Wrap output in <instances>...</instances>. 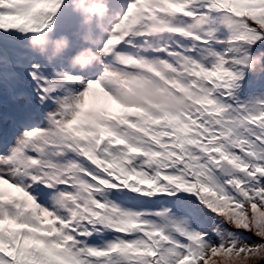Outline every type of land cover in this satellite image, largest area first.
<instances>
[{
  "label": "rangeland",
  "instance_id": "obj_1",
  "mask_svg": "<svg viewBox=\"0 0 264 264\" xmlns=\"http://www.w3.org/2000/svg\"><path fill=\"white\" fill-rule=\"evenodd\" d=\"M46 1L48 3L49 1L54 0H32L33 7L27 0H0V31H2L4 35H12L18 38V41H11L8 43L10 53L2 59L3 61L0 62V67H2V72L9 71V73H13L12 76L16 78L26 76V80L21 84L25 90L23 98H27L28 100V102L22 103L23 109L21 108V111L23 110L24 113L30 114L35 106L41 107L50 105L54 100L52 106L47 110V117L49 118L46 121V125L43 126L41 123H32L30 125L31 130L35 131L34 135L36 134L37 138L40 139L39 142L34 137H32L31 141H29L30 137L24 140L22 139L29 133L27 127L26 129H22L19 141L10 143L11 146L9 152L11 150L16 152L22 142H25L28 145L32 144L34 148L39 145L37 150H42H39V154H42L41 152H43L42 147L46 148L45 153L47 154L44 155V159L46 162L54 163V168L50 172L52 176L56 177L60 174V171H62L60 161H62L63 157L58 156L59 154L66 155L64 156L65 158L68 157L65 161L70 160L71 162H77L75 168H78L79 166L78 161L83 162L84 158H78L76 155L70 157L64 151H62L63 153H58L56 147H49L51 144H55L56 142L60 145L61 143L64 147L65 143L70 141V145L76 149L77 152L87 154L88 148L86 145H89L90 147H97L100 145L101 139L109 133L114 136V129L112 127L111 130H109V133L106 129L108 126L102 127L101 129L96 127L99 123V119L94 113V108H99L101 104L104 106H110L109 108H104V110L108 109V113L113 114L112 116L115 115L117 118L122 117L124 112L122 109L118 107L116 108V105H131L134 103L133 96L138 98L137 95L143 97L135 102V106L140 107L143 100H147L151 103V97L145 95V93L151 95L152 97H156V92L154 91L165 87L166 83H170L173 78V73L171 71H166L164 66H161V61L157 57H153L152 55H143V60L139 59L135 56L138 52L137 49L127 48L129 45H133L137 48L138 44L134 43L130 38H125L111 47L109 53L102 54L103 57L101 61L103 62V66L99 67L101 68L100 77L93 82L85 83V87H83L82 90L76 91L77 87L71 82L74 78L72 74L69 73V69L63 65H57L53 72L59 75L62 82L58 83L54 81V79H49V82H52L49 83L45 66L41 65V60L45 58V56H43L44 50L47 51L48 49L46 42L50 39V37L54 36L57 28H55L50 35H46L48 28L53 24L41 21L42 15L50 9ZM42 3L43 5L38 7L36 10L37 15L34 16L31 11L36 9L37 4ZM44 4H46L48 8ZM191 5L195 6L196 10L197 8L207 7L214 12V17L221 20L222 14H225V12H223L224 10L232 14L234 13L233 7H238V13L235 14L236 19L232 18V16L224 18L226 19L225 22L232 21L239 24L243 30L241 35H243L244 38L242 39V44L239 46L237 45V47L230 44V40L229 45L227 44L225 47H221V52L225 55L222 63L226 65V67L235 65L243 66L245 64H249L252 56L256 55L258 61L252 62V66L259 65L257 69L262 68L261 70L263 71L264 16H261L260 13H264V0H192ZM152 10L156 12L154 8H152ZM192 17L193 14L191 18L177 17L170 22V25L177 27L178 29L184 28L186 24H192V22L189 23V20H193ZM126 19L127 18H124L123 22H125ZM194 22L198 24L200 23L197 19H195ZM56 24L60 26L58 23ZM212 26L213 25L204 26L201 28V31H208L212 28ZM180 31L184 32L186 30L180 29ZM248 31L253 33L252 37H245L248 34ZM118 35L119 33H117V31L113 28L109 34V38L116 39ZM216 37L219 38V35H216ZM35 38L40 39L42 42H31ZM151 42L155 47L158 46V40L153 39ZM245 42H248L249 45ZM258 43H260V45H258ZM76 45H78V43H76ZM54 49L55 48L52 47V50ZM140 49L148 51L153 48L150 44V47L145 45L143 49ZM231 52L233 54H231ZM28 55H35V57H33L30 61H25ZM259 56L263 58H260ZM232 57H234L236 61H234ZM222 63H219L217 67H222ZM236 72L237 71L224 69L221 71L217 69L213 70L211 76L218 80L216 86L213 88V92H217L215 96L217 102L215 103L222 106H218L213 101L208 100L209 107H215L218 111L223 109L221 107H225L229 112H234L235 114L237 113L238 117L236 122L241 125L244 124V121L248 123L249 119L259 122V117H249L247 115L248 112H243L242 107L234 101L236 98H234V96L241 94L240 89L238 88L239 84L237 83L241 75L238 76L235 74ZM29 73H31L33 77L29 78ZM153 74H156L157 77ZM174 79L178 80V77H174ZM197 79L198 78H196V80ZM7 81L10 82L11 80L7 79ZM63 83H70L73 87V92L68 91V93L55 94V92L51 89V94L47 100V95L42 88H45L48 91L49 88L59 87ZM191 83L195 84L193 81H191ZM178 85L179 84H175L176 87ZM250 85L253 84L250 83ZM224 92L228 93V99H223L225 95ZM258 95L262 94L252 93L247 97V99H253L252 97L256 98ZM159 96V102L164 109V116L167 118L165 121H168L171 116L169 115L167 108L169 107L171 101L161 97V95ZM34 97H37V104L30 102V100ZM16 103L17 102L14 101L13 105L16 106ZM19 107V105H17V107H13L12 105L4 107L2 111L0 110V120H9L12 115V110L18 109ZM142 107L146 109L148 108L145 105H142ZM151 114L155 116V113L151 112ZM101 121L104 125L106 124L104 120ZM174 121L178 122L177 119ZM52 128L53 131L51 132ZM43 130H47L46 133H44ZM4 138V141H6V137ZM51 139H55L54 142ZM10 144L7 146L9 147ZM106 146H109V144H106ZM27 151L28 149L26 150L27 158L35 159L37 157L35 153L31 155ZM9 152L5 156L6 159ZM90 153L91 151L89 154ZM243 153L246 156L244 157L241 155L240 158L238 157L239 162L230 160L227 161L230 165L227 171L233 173V178L236 181H231L233 189L235 191L243 192L241 193L242 197L239 198V200L243 202H252V199L249 197L251 195H255L254 198L260 199V202L264 201V190H262L259 186L256 189H253V191L249 194L246 192L248 188L242 189L241 183L238 182L237 177H245L246 174H248L244 170L246 167L242 164H245V162H252L255 164L256 162V165H259V163H261V161L254 158L252 154L248 152ZM234 155L236 154L234 153ZM164 156L168 157L167 154ZM212 161L213 164L217 163L215 159H212ZM30 163L31 162L29 161L28 164ZM146 164L148 165L149 170H153H148L147 176L142 177V180L153 183L159 190H164L161 180L166 181L167 183L170 181L178 183L181 180L179 177L171 178V180H169L170 178H159L158 171L156 170L157 164L154 163V155L152 154L147 157ZM247 165L248 163L245 166ZM216 166L217 164L215 167ZM22 167L23 166L20 164L19 159H9L7 160V163L2 164L0 169V190H3L4 192L0 193L1 195L6 192L11 195L13 191L17 190L13 184L3 179L1 175L9 178L12 170L19 168L21 171ZM75 168L66 169L72 172V174L77 175L78 171ZM239 171L245 173H239ZM255 171L258 173L260 168H257ZM25 172L30 178L23 172H20L19 190L25 196L30 198L32 202H34L35 213H45V211H48V206H51V202L54 206H58L60 202L64 201L62 197H58L57 199L53 198L52 201H48L47 203L46 197L37 196V181L33 182L32 180L33 176H37V172L32 171L29 167H26ZM150 174H152V176L148 177ZM81 176L84 177V175ZM249 176L252 175L249 174L246 177ZM157 177L159 180L156 181ZM142 180H138L136 182L138 188L142 187ZM67 182L68 181L65 180L63 184L59 185V188L57 189L59 193H57L56 196L64 194V191L66 190L64 184ZM157 188H151L150 195L158 194ZM188 189H190L191 192H193L192 194H194V196L189 197V200H187L186 203L191 215L198 220L201 228L205 226L207 227H205V230L203 229L205 233L209 231L211 232V230L214 231V235L209 234L212 236L199 238L201 239L203 246L200 251L202 253L201 257L198 255L196 256V250L193 252L190 250V241L185 239L184 235L178 237L172 235V231H177L179 234L182 233L191 238H195V236H198L197 233L199 232L197 230V226L195 227V224H192V227L195 228L184 227V224L180 223V220L182 219L180 217L181 214L176 213L171 215L167 213V210L159 211V209H151L150 214L155 218L149 217V219L152 220L150 223L148 221L143 222V218L145 217L144 214L142 216L135 215V220L138 221L136 224L138 226L134 227L133 236H119L118 233L113 232L115 239L112 238V236H108L106 239H103L101 236V241L91 242V247L87 245L88 248H91L89 253L91 254L93 252L92 255L95 260L94 264H119V258L116 256L112 257L111 254L125 255L124 259H127V257L136 258L137 264H167L169 263V259L163 261L162 257H157L153 247L149 245L151 242L148 240V238L153 237L154 243L161 244L166 242L167 238L162 234V232L179 244V247H174L173 245H168L166 247L167 252L172 253L175 250L177 252L174 257L172 256L173 258H171L170 264H247L259 263L264 260V234H262V232L264 233V208L260 207V203L257 199H255L256 201H253V203L250 204L245 211H243L239 207L231 206L230 200H227L228 197H219L218 194H216L211 188H206L205 185L197 183V186H188L187 190ZM39 193L40 195H43L48 192L46 189L41 188ZM110 194L114 197L117 196L113 193ZM105 201L108 203L107 200ZM112 202H115L112 205L113 207H117L116 212H114L115 209L111 207H104L106 208L104 212L111 213L110 219L113 215L116 216L117 214H120L118 212V208L121 207L117 199L112 198ZM0 204L2 206L4 205L2 200H0ZM13 207L14 206H6V211H0V220H5L6 223L11 226L13 224L20 225V222L24 220L28 221L30 219L26 213H18ZM262 207H264V205H262ZM16 208L19 210L20 206L18 205ZM227 211H230V213ZM183 214H185V212H183ZM47 217L48 215H43L42 219ZM171 222H174L173 226H169ZM54 223V225H57L56 222ZM107 225L108 227L111 226L113 229H115L114 225L117 226L114 223V220L108 222ZM0 226H3L2 222H0ZM111 227L108 228L109 231H112L110 229ZM261 228H263L262 232ZM140 231H142L141 235L139 233ZM2 237L3 240L1 244L5 245V241L7 239L3 235ZM28 237L29 235L26 233L25 236L20 239L22 243L19 245V248L4 247L0 248V251H6L8 253H11L13 250L17 251V255L21 258L27 259L24 260L22 264H82L79 259L70 260V252L61 253L57 251L63 250L64 244L66 246L69 245L66 244L65 240L64 244L57 242L60 247H57V244H51L47 248H41L43 251L37 252V256L32 255L31 251L28 249L22 252L20 250V246L26 244V240H28L30 244L35 243L36 246V238L26 239ZM239 237L247 241H239ZM111 241L113 242L111 243ZM197 247H200V245ZM21 248L26 247L21 246ZM224 253L232 255L230 257L231 260H227ZM7 261L8 260L6 259L5 263ZM83 262L84 264H88L86 261Z\"/></svg>",
  "mask_w": 264,
  "mask_h": 264
},
{
  "label": "trees",
  "instance_id": "obj_2",
  "mask_svg": "<svg viewBox=\"0 0 264 264\" xmlns=\"http://www.w3.org/2000/svg\"><path fill=\"white\" fill-rule=\"evenodd\" d=\"M114 1L115 0H95L94 2L98 5H102L110 4ZM84 3H86L84 0L82 2H74L73 8H69L64 13L58 12L59 7L55 9L54 5L51 6L52 9L57 11L60 20L53 22L52 26L48 28L46 35H50L53 30L57 28L54 35H65L71 38L72 36L68 30L71 28V25H62V22L67 19L66 21L69 23L72 20L75 21L76 24L81 25L82 23L80 20L83 19L81 16L85 10ZM44 5L48 8L46 4ZM192 9L205 12L204 15L211 14L214 16V12L206 7L197 8L196 10L195 6H193ZM223 12H225V14H222V28L218 26L213 27L206 33L202 32L201 35L200 32L195 33L191 31L187 33V36L166 35L167 43L165 47H169L167 54L170 52L175 54H177V52L184 54L194 52L196 59L199 61L197 71L202 74L201 79H199L186 68H184L186 70L182 72L172 67L170 71L180 79H184L185 83L182 84V89H184L182 90L183 92L180 89L173 90L175 93L179 94V96H175V102L170 99L171 103L167 108L169 114L172 115L170 120L164 123L152 124L148 130L149 132L145 134L143 130L140 129L139 120L132 118L134 115L128 111H125L123 116L115 119L113 123L111 121L113 114L108 113V109L104 110L102 107L94 109V113L97 117H101L106 123L116 125L115 133L116 136L120 138L117 140L122 141L121 138H131V142L134 143L133 148L138 151H146L145 155H147V157L150 154L154 155V163L157 164L156 170L158 171L159 178H170L169 180H171V178L179 177L181 180L178 183H174L173 181L167 183L161 180L164 190H159L153 183L142 180V177L148 174L149 167L147 165L128 166V154L125 153L122 155L123 149H121V146L114 147V150L109 151L110 155H106L105 157H103L101 153L98 154L100 156V162H98L97 158L95 160V157H93L87 169L81 172L82 174H86L87 178H89V188L84 187L82 188L83 190H79L77 184L72 181H70V184H66L67 192H65V195H69L67 203L71 213L66 214V211L69 210L66 208L65 210H60L59 217H54L67 221V226L64 229L68 230V234L54 228L47 229L45 223H37V235L33 238H36V246L35 243H32L26 248L31 251L32 255L37 256V252L43 251L41 248H47L51 244H57V247H60L57 242L64 244L63 240L67 239L71 244L67 246L64 244L63 250L57 251L61 253L70 252V260L79 259L82 264H84L83 261L88 262V264H94L93 252L91 254L89 253L91 248H88L87 245L81 247L76 246L77 243L87 244L88 242L90 244L93 237L96 236V234H93L95 232H97V237L94 238L98 240H102L100 238L101 236L103 239H106L108 236H112V238L115 239L113 232L118 233L119 236H133L134 227L138 226L136 224L138 221L135 220V215L142 216L144 214L145 217L143 218V222L148 221L150 223L152 220L149 219V217H153L150 214V210L159 209V211L167 210V213L171 215L176 213L181 214L180 217L182 219L180 223H183L184 227L195 228L197 226L199 232L197 233L198 236H195V238H191L186 234H179L177 231H172V235L176 237L184 235V238L190 241V250L192 252L196 250V256L198 255L201 257L202 253L200 251L203 246L199 238L212 236L214 235V231L211 230V232L209 231L210 233H205L204 230L206 226L202 228L199 226L198 220L191 215L186 205L189 197L194 196V194H192L193 192H191L190 189L187 190V188L188 186H197V183L205 185L208 189L211 188L219 197H228L227 200H230L231 206L239 207L243 211H245L253 201H256L255 199L260 203V207L264 208L262 207L264 201L260 202V199L254 198L255 195L249 196L252 202H243L239 200L243 192L233 189L231 181H235V179L233 178V173L227 171L230 166L227 161L239 162L238 157L240 158L241 155L244 157L246 156L243 152L252 154L254 158L261 161V163L256 165V162L255 164L252 162H245V164L242 165L246 167L244 169L245 172L248 173L246 176L249 174L252 176L237 177V179L238 182L241 183L242 189L248 188L246 192L249 194L258 186L264 190V156H262L264 155V69L263 71L261 70L262 68L257 69L259 65L252 66V62L258 61L256 55L252 56L249 64L243 66L235 65L226 67V65L222 63L225 55L222 54L221 47H225L227 44L229 45V40L230 44L237 47V45L239 46L242 44L243 39L230 38L231 29L228 26V22H225L226 19L224 17L232 16V18L235 19L236 17L234 13L231 14L226 10ZM126 16L127 19L122 23L123 25L130 21V24H134L135 21H137V14L129 10L126 11ZM233 24H235V22H233ZM119 29L123 31V26H120ZM124 31L132 32L128 29ZM221 31V34L224 35L223 38H217L216 35L220 34ZM55 39L56 38H54V40ZM11 41H18V38L12 35H4L3 32L0 31V62L9 55L8 52L10 48L8 43ZM179 42H181L182 45ZM245 43L249 45L248 42ZM231 54L233 53L231 52ZM232 58L236 61L234 57ZM190 59L194 60V57L190 56ZM219 63H222V67H217ZM262 67L264 68V66ZM214 69L219 71L222 69L237 71L235 74L238 76L241 75L237 82L241 94L234 96V98L236 97L234 101L242 107L243 112H248L247 115L249 117H259V122L249 119L248 123L244 121V124L241 125L236 122L238 117L237 113L229 112L225 107H221L224 110L218 107L221 111H218L215 107H209L208 100L214 103L217 102L215 98L217 92H213V88L216 86L218 80L211 76ZM195 77L198 79L196 80ZM19 80H22V78L19 77ZM191 81L195 84H192ZM250 83L253 85H250ZM185 86L187 87L185 88ZM18 87L19 84L14 85V90L17 93ZM188 92L193 98H183V95ZM252 93H259L262 95H258L256 98L252 97L253 99H247ZM224 94L223 99H228V93L224 92ZM215 104L222 106L218 103ZM19 113L21 112L18 111L17 115ZM176 119L178 122L174 121ZM136 122L138 125L132 127ZM231 152H234L236 155ZM165 154H167L168 157H165ZM212 159L217 161L216 167ZM247 163L248 165L245 166ZM100 166L103 169H100ZM257 168H260L258 173L255 171ZM122 170H124L125 175L128 174L130 178H124L123 173H121ZM152 170L153 169L149 171ZM245 172L239 171V173ZM78 175L79 174H77V176ZM107 175L108 177L103 180ZM150 176H152V174L148 175V177ZM66 177L68 180L72 179L69 175H66ZM159 178L157 177L156 181L159 180ZM59 180L61 181L59 177L50 178L47 173L43 172V175L37 178V189L43 186L55 188L60 183ZM138 180L143 181L141 188H138L136 185ZM151 188H157L158 194L150 195ZM105 189H108L110 193L116 194L117 200L121 205V207L118 208L120 214L116 216L113 215L111 219V213L104 212V207H106L104 205L105 200L108 201V207L115 209L114 212L117 211V207H113L112 205L115 203L112 202V198L115 199L114 196L106 192ZM102 202H104V204ZM123 204H126V206ZM183 212H185V214H183ZM227 212L230 213V211ZM113 220L117 226L114 225L115 229L109 226L112 230L109 231L107 223ZM192 224H195V227H192ZM173 225L174 222H171L169 226ZM141 232L142 231L139 232L140 235L142 234ZM162 234L167 238L166 242L161 244L154 243L152 237L148 238L151 242L149 245L153 247L157 257H162L163 261L169 259V263L167 264H170L171 258H173L177 252L176 250L172 253L167 252L166 247L168 245L179 247V244L169 238L165 233L162 232ZM238 240L247 241L240 237ZM112 242L113 241H111V243ZM198 245H200V247H197ZM111 256L118 257L119 264H137L136 258L127 257V259H124L125 255L119 254H111ZM24 260L27 259L21 258L17 254H12L6 264H22ZM0 264H4V261L1 259Z\"/></svg>",
  "mask_w": 264,
  "mask_h": 264
},
{
  "label": "bare ground",
  "instance_id": "obj_3",
  "mask_svg": "<svg viewBox=\"0 0 264 264\" xmlns=\"http://www.w3.org/2000/svg\"><path fill=\"white\" fill-rule=\"evenodd\" d=\"M166 9L168 8L167 6L165 7ZM233 12L234 14H237L238 13V7H233ZM261 16H264V13H260ZM228 26L230 27V38L231 39H240V38H244L243 35H241L243 33V30L242 28L239 26V24H233V22H228ZM253 36V33L249 32L248 31V34L245 36V37H252ZM258 45H260V43H258ZM71 64H66V67H70ZM263 231V228H261V232ZM5 234H7V237L9 238L10 241H13V236L11 235V233H9L8 231H5ZM262 234H264L262 232ZM224 256L226 257L227 260H231V256L230 254H226L224 253ZM234 260V259H233ZM224 264V263H223Z\"/></svg>",
  "mask_w": 264,
  "mask_h": 264
},
{
  "label": "water",
  "instance_id": "obj_4",
  "mask_svg": "<svg viewBox=\"0 0 264 264\" xmlns=\"http://www.w3.org/2000/svg\"><path fill=\"white\" fill-rule=\"evenodd\" d=\"M247 264H264V260L259 263H247Z\"/></svg>",
  "mask_w": 264,
  "mask_h": 264
}]
</instances>
